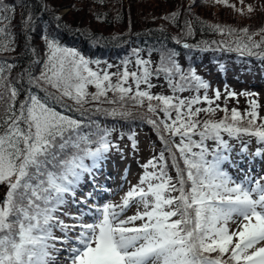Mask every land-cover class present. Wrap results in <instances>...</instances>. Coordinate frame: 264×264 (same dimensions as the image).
<instances>
[{"label": "snow or ice", "instance_id": "snow-or-ice-1", "mask_svg": "<svg viewBox=\"0 0 264 264\" xmlns=\"http://www.w3.org/2000/svg\"><path fill=\"white\" fill-rule=\"evenodd\" d=\"M247 10L253 11L252 5ZM15 13L14 5L0 0L2 52L15 50L14 34L9 31ZM179 15L178 11L173 12L171 18L175 21ZM21 23L30 32L35 30L33 13L27 12L26 18L22 13ZM185 26L191 35V21H185ZM225 27L211 26L220 32ZM227 31L237 32L230 27ZM239 32L243 36H236L235 50L241 55L264 58V36L256 41V33H249L247 28ZM42 39L47 52L43 60L35 61L39 74L29 70L19 77H27L30 87L24 89L9 83L0 91V186L7 187L0 196V264H264V176H253L250 167L239 168L236 161H232L238 168L235 176L222 167L231 160L233 147L222 133L236 139L245 135L255 137L262 147L254 155H264V122H255L257 103L250 101L252 111L247 116L251 118L246 121L236 108L231 109L229 117L226 103L223 108L220 104L213 108L214 101L221 97L220 90L215 89L214 97L209 98L210 84L194 69L185 74L171 54H162L159 68L150 70V61L139 58L140 50L136 49L137 71L130 72L125 67L122 73L110 74L106 69L94 71L88 59L76 49L63 46L50 33ZM13 67L5 61L0 74ZM161 71L173 93L188 86L197 92L204 89L203 97L179 98L140 90L141 83L153 87L149 77ZM176 73L180 74L179 82L171 78ZM112 76L117 77L116 83ZM130 77L136 84L135 96L130 98L138 104H143L144 98L159 102L156 106L148 103L147 108L152 113L160 109L164 119L158 122L150 118L148 123L157 128L162 124L169 138L161 133L164 150L142 165L145 171L138 183L130 186L119 204L109 201L88 205L87 200L94 196L91 191L75 199L84 174L94 180V169L101 166L107 154L113 149L122 154V150L110 139L111 130L97 126V131L84 133L83 119L67 115L54 105L71 111V106L64 102V97H68L81 106L76 111L84 116L86 110L82 105L88 97L99 101L112 90L123 100L132 92L131 86H124ZM90 84L95 85V93L87 92ZM22 92L24 98L20 100ZM225 92L226 100L237 95L227 86ZM201 99L209 106L193 108ZM217 110L225 113L220 120L198 119L201 112L213 114ZM108 114L117 112L113 109ZM119 115L132 117L131 112ZM129 139L135 149V134ZM208 140L215 142L214 148H209ZM248 143L242 142L241 154L247 153ZM91 144L95 147L88 146ZM86 159L92 161L91 165L85 163ZM169 168L175 170V177L170 175ZM68 195L75 203L84 205L75 214L62 212ZM132 206L137 208L136 213L126 215ZM61 215L75 223H66ZM55 229H59L61 236L54 234ZM57 242L61 247H57ZM61 252L65 253L63 261Z\"/></svg>", "mask_w": 264, "mask_h": 264}, {"label": "trees", "instance_id": "trees-1", "mask_svg": "<svg viewBox=\"0 0 264 264\" xmlns=\"http://www.w3.org/2000/svg\"><path fill=\"white\" fill-rule=\"evenodd\" d=\"M4 2L16 7V13L9 28V31L14 34L15 44L12 47L15 50L10 52L0 51V66H3L5 61L7 64L14 65L10 72L5 71L3 74H0V76L6 77V79L0 78V91H4V86L9 83L24 89L30 87L27 83V77H24V79H20L19 77L29 70L34 75L39 74V66L35 61L45 58L47 49L42 36L46 33H50L52 36L56 37L63 46L76 49L81 55L88 59L90 61L89 67L94 71L106 69L110 74H119L121 73V71L118 70L119 68L128 67L136 63L138 58L134 53L136 49L140 50L139 58L150 61L148 65L150 70L159 68L162 62V54H171L172 58L185 74H187L190 68L194 69L199 76L210 84L207 91L209 98L214 97L215 89L220 90L221 97L219 100L214 101L212 105L213 108H215L216 104H220L221 108H223L226 103L229 117L231 109L236 108L246 121L251 118L247 116V113L252 111L251 104L249 103L250 100L248 99V97L251 96L253 97L251 101L257 103L256 112L258 115L255 122L256 124L264 122V101L263 105H261L262 103L258 102V94H256L260 87L264 90V58L258 55H241L240 52L235 50L236 36H243V33H228L227 28L234 27L233 24H235V21L233 20L229 21L231 23H226L223 19L219 20L220 23L215 22L217 25L227 27H225L223 31L226 33V36H223L224 33L221 32V40L214 41L207 40L209 38L206 36L203 39H198V35L201 33L210 36L216 34V31L212 30L211 24H208L206 21H200L199 19H194V23H191L194 34L193 37L183 38L173 36V34H171L172 32L167 31V27L176 28L177 25H175V23H179V17L175 21L171 18L170 23L165 22L169 21L173 11L165 12V15L161 12H157L159 10H152L150 13H146V11L139 9L138 3H136L135 0H128L126 4H124L122 0H113L112 6H109L105 0H103V2H101V0H4ZM65 6L69 8L68 12L63 15H58L57 12L66 8ZM105 6L107 7L105 8ZM143 8L147 7H142V9ZM175 9L179 14H183L179 11L180 7ZM27 12L33 13L34 16L32 27L35 30L32 32L21 23L22 13L24 14V18H26ZM56 17H59V20H57ZM210 17H212V14ZM159 19L164 21L162 26H160L161 23H159V25L156 24V21ZM205 20H208L207 17ZM118 27L125 30L126 33L110 30ZM75 32L76 35H73ZM78 33L81 36H77ZM85 37L86 40L84 39ZM80 39H82V41ZM260 39L261 37L259 36H253V40L259 41ZM182 42H187L188 45H196V47L186 48L181 44ZM229 48L232 50H228ZM262 48H264V45H262ZM31 49H35V53H33ZM252 51L260 52L261 49H253ZM95 61H99V64L94 63ZM125 61H127V64H125ZM171 78L173 82H179L180 74H173ZM116 80L117 77L112 76V82L116 83ZM149 81L153 87L149 88L143 83L142 87L139 88L153 95H175L179 98L190 99L196 95L202 98L205 91L201 88L199 92H197L193 87H185L184 91L173 93V89L169 85V80L162 71L159 75L153 73V75L149 77ZM124 86H131L132 88V92L128 95L136 93V84L133 80H128ZM225 86H227L229 91H234L237 95L235 97H229L226 100ZM92 87L97 91L95 85L87 86V89H91ZM50 90L53 92L56 91L55 89ZM35 91L43 95L40 89H35ZM242 93H250L251 95ZM241 95L248 97L244 98ZM118 97L119 94H113L112 90H109L107 96L101 97L99 101L91 100V98L88 97V102L84 103L82 108L86 110V112H89V114L87 115L86 113L84 116H81L80 112L76 111V109L81 106L76 103V105L71 104L73 100L68 97H64V102L71 106V111L60 104H55L54 106L57 110L67 115H71L77 119H83L84 133L95 132L97 126L102 129L111 130L110 139L117 145L122 139L131 142L129 137L133 133L137 141V135L142 131H147L154 142L158 141L161 133L169 137L167 132H163L162 124L157 128L133 113L132 117H122L119 115L121 111L117 108L118 105L115 104L116 98ZM23 98L24 93L22 92L18 99L22 100ZM152 101L157 100L153 99ZM102 104L108 105V109H115L117 115L108 114L112 110H109V112L102 111V108L105 107ZM208 106L209 105L201 99V102L193 105V108H207ZM261 107H263V111L260 112ZM97 109H100V111H97ZM224 116V111L217 110L213 114L201 112L198 119L201 121L206 119L220 120ZM89 117L91 119H89ZM172 117L175 118L174 111L172 112ZM162 119H164V117ZM168 122L170 123V121ZM87 124L89 125L88 129L86 126ZM92 124H94L93 127ZM222 135L233 147L238 142L241 144V147L243 141H249L248 145L253 143L257 148L262 147V145L257 143L255 137L245 135L242 136L241 139H236L235 137H229L227 133H222ZM194 139H198V137H194ZM175 140L179 143L178 137L175 138ZM206 143L210 149L215 147V142L212 140H208ZM88 146L95 147L94 144ZM158 147L160 151L164 150L163 143H161V145L159 144ZM159 153L158 151V155ZM109 156L110 155L107 154V158L101 162V166L98 169H94L95 178L97 177L96 174L101 172V167L106 165ZM165 156L167 157L166 153ZM85 163L91 165L92 161L86 159ZM169 173L173 177L176 175L172 168H169ZM89 177V174H84L78 185L77 193L82 189ZM70 197V195L66 196L68 202L66 205L62 206V212L72 213L69 207ZM60 218L66 223H70L67 216L61 215ZM58 231L59 229H55L54 234H58Z\"/></svg>", "mask_w": 264, "mask_h": 264}, {"label": "rangeland", "instance_id": "rangeland-1", "mask_svg": "<svg viewBox=\"0 0 264 264\" xmlns=\"http://www.w3.org/2000/svg\"><path fill=\"white\" fill-rule=\"evenodd\" d=\"M105 1L106 3L109 4V6H112L113 0H105ZM122 1L124 4H126V1L128 0H122ZM135 1L136 3H138L139 9H141L142 11H146V13H150L152 10H156V11L159 10L157 12H161L163 13V15H165V12H169V11L177 12L175 8L178 9V7H180L179 11L184 15L183 14L179 15V23L177 22L175 23V25H177L176 28L167 27V31L172 32L171 34H173V36L176 37H183V38L193 37L194 36L193 31L191 35L188 34V30L185 26V21H191V23H194V19H199L200 21H206L208 22V24L211 25H217L215 22H219V20L222 19L225 20L226 23H231L229 21L233 20L235 21V24H233L234 27L232 29H236L237 32H239V30L242 28H247L249 30V33H256V35L254 36H259V37L264 36V31H261V29H264V0H243V3H241V0H227V3L217 2V0H135ZM231 5H234V7H232ZM248 5H252L254 10L249 12L247 10ZM106 7L107 6H105V8ZM142 7H147V8L142 9ZM240 9H242V11H240ZM68 10L69 8L66 7L59 10L57 13L58 15H63L66 12H68ZM211 14L212 17H210ZM206 17L208 20H205ZM163 22H164L163 20L159 19L156 21V24L159 25V23H161L160 26H162ZM165 22L170 23L171 17L169 18V21H165ZM110 30H116L119 32L126 33L125 30L120 29L119 27ZM223 33H224L223 36H226V33L225 32ZM112 34H116V33H112ZM205 36L209 38L207 40L216 41V40H221L220 36L222 35L220 31H216V34L213 36L205 35L204 33H201L198 35V39H203L205 38ZM184 43L188 44L187 42H182V44ZM137 67L138 66L136 65V63H134L128 66L127 69L130 72L137 71ZM124 69L125 67L119 68L118 70L121 71L122 73ZM129 80H132V78L130 77ZM142 84L143 83H141L139 87H142ZM92 85L94 84H90L87 86H92ZM185 87L188 88V86ZM86 90L89 93H95L96 91L94 90L93 87L91 89L86 88ZM116 93L117 92L113 91V94ZM256 94H258V99H259L258 102L259 103L261 102L262 103L261 105H263V101H264L263 88L260 87V89L256 92ZM129 96L134 97L135 94L126 95L123 100L120 99V96L116 98L115 104L118 105L117 108H119L121 112L130 111L131 113L137 115V117L142 118L146 122H148V119L150 118L160 121L164 117V113L160 109H158L156 113H152L148 111L147 108L148 103H151L154 106H156L159 103L158 101H152V100L148 101L147 98H144L143 104H138L136 99L130 98ZM241 96L244 98L248 97V96L245 97L243 95ZM251 98L253 99V97L251 96L248 97L250 101L252 100ZM71 104H75V102L73 101L71 102ZM103 106L105 107L102 108V111L109 112V110H112V109H108V105H103ZM162 107L163 105L161 103L160 108ZM261 111H263V107L260 108V112ZM86 113L87 115L89 114V112ZM93 125L94 124H92V127ZM86 126L88 129L89 125L87 124ZM164 137L166 139L169 138L167 136ZM158 141L154 142L153 139L148 135L147 131L145 132L142 131L138 133L137 141H136L137 145L135 149L132 148L131 142L122 139L118 144L119 148L122 150V154L121 152H118L115 149H113L109 153L110 156L108 157L106 165L102 166L101 172L97 174L98 178L96 177L95 184L91 183V181H93L91 176L90 178H88L86 182L85 192H82V196H84L85 193L90 191L94 194V196L92 199L87 200V204L102 205L105 202H109V201L119 204L121 202V198L129 190L130 186L136 185L138 183L140 176L145 171V169L142 168V165L145 164L153 156H157L158 151L161 152L158 145L159 144L161 145V143L164 144V141L161 140L160 138H158ZM240 145L241 144H239V142L234 145L230 153L231 160L226 162L223 168H225L231 175L235 176L237 174L238 168L233 166L232 161H236V164L238 165L239 168H244L245 170H247L250 167L251 174L253 176H264V155L255 156L254 153L257 148L252 143L248 145L247 153L241 154ZM241 159H243L242 163H241ZM91 185H95L96 188L94 187L93 189L92 188L90 189ZM6 191H7L6 186H0V196H3L6 193ZM75 199L79 200L80 197L76 196ZM71 202H72L71 207L74 208V205L76 206L75 211H77L78 207L81 206L84 207V205L75 203L72 197H71ZM136 211L137 208L135 206H132L127 210L126 215L129 216L133 215L136 213ZM136 223L139 224L140 221H136ZM56 236H58V234H56ZM57 247H61L60 243L58 242H57ZM59 256H60V260L63 261V257L65 256V253L61 252Z\"/></svg>", "mask_w": 264, "mask_h": 264}, {"label": "bare ground", "instance_id": "bare-ground-1", "mask_svg": "<svg viewBox=\"0 0 264 264\" xmlns=\"http://www.w3.org/2000/svg\"><path fill=\"white\" fill-rule=\"evenodd\" d=\"M83 1V0H82ZM66 7V6H65ZM72 8V7H71ZM81 29V28H80ZM82 31V30H81ZM78 32V31H77ZM83 33H85V32H83ZM81 34H82V32H81ZM73 35H76V32H75V34H73ZM83 35V34H82ZM77 36H81V35H79V33H78V35ZM84 36H86V35H84ZM72 37H74V36H72ZM81 38V37H80ZM83 38V37H82ZM85 40H86V37L84 38ZM79 40V39H78ZM81 41H82V39H80ZM64 43V42H63Z\"/></svg>", "mask_w": 264, "mask_h": 264}]
</instances>
